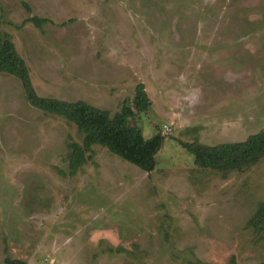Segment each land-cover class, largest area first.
I'll return each mask as SVG.
<instances>
[{
	"label": "rangeland",
	"instance_id": "374dc122",
	"mask_svg": "<svg viewBox=\"0 0 264 264\" xmlns=\"http://www.w3.org/2000/svg\"><path fill=\"white\" fill-rule=\"evenodd\" d=\"M0 24L39 97L164 137L148 172L100 146L73 171L83 135L0 74V264H264V159L224 178L194 152L264 130V0H0Z\"/></svg>",
	"mask_w": 264,
	"mask_h": 264
},
{
	"label": "trees",
	"instance_id": "16d2710c",
	"mask_svg": "<svg viewBox=\"0 0 264 264\" xmlns=\"http://www.w3.org/2000/svg\"><path fill=\"white\" fill-rule=\"evenodd\" d=\"M30 22L41 28L48 21L33 17ZM1 25V24H0ZM0 74L18 79L27 102L45 113L64 118L75 125L83 135L81 147L71 146L70 167L73 171L87 162L86 153L92 146H100L141 170L148 172L154 166V158L161 150L164 137L156 133L148 140L141 138L140 131L129 123L133 117L124 105L119 112L111 114L85 102H65L39 97L30 80L29 69L18 55L11 37L0 27ZM195 165L201 169L220 173L224 178L232 173H244L264 159V130L248 136L242 142L223 143L216 146L200 145L195 149ZM249 225L264 226V202H261ZM4 264H27L19 259L6 257Z\"/></svg>",
	"mask_w": 264,
	"mask_h": 264
}]
</instances>
